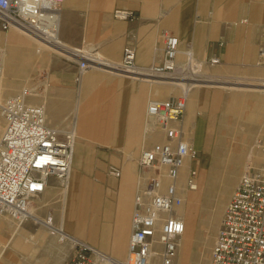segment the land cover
Returning a JSON list of instances; mask_svg holds the SVG:
<instances>
[{
    "label": "crops",
    "instance_id": "0c3cea01",
    "mask_svg": "<svg viewBox=\"0 0 264 264\" xmlns=\"http://www.w3.org/2000/svg\"><path fill=\"white\" fill-rule=\"evenodd\" d=\"M116 8L134 10L137 19L114 18ZM0 31L4 32L1 28ZM9 31L8 36H0L3 71L10 63L6 61L8 46L14 47L20 41L13 35L14 30ZM164 32L179 38L177 62L184 73L189 70L190 52L191 62L196 66L207 65L208 59L218 57L221 65L264 74V0H64L61 40L75 48L95 50L94 55L102 60V65L85 72L77 93L74 80L77 63L54 53L48 57L46 49L37 48L36 53L47 56L50 74L58 83L47 98L49 125L66 129L70 124L69 115L75 109L74 159L69 185L66 190L61 188L60 216L55 212L46 213L39 206H34L30 218L20 224L8 216H0V264H64L72 256L69 242L60 243V236L52 235L44 225L45 216H50L52 224L65 234L88 243L105 257L95 256V264H106V261L117 264L126 259L135 196L145 184L135 159L140 142L142 146L146 143L142 137L147 102L150 97L168 99L176 88L167 80L159 83L155 81L162 80L113 70L109 63L121 61L125 46L135 49L136 63L141 67L162 63ZM85 43L92 47H83ZM23 53L31 57L32 45H27ZM257 68L260 73L255 70ZM216 76L219 75L214 76L216 80L202 83L186 97L189 122L201 101L206 99L204 93L200 95V88L222 82ZM159 85L170 89L154 87ZM227 89L231 90L230 107L244 101V96L234 88ZM251 90L264 92L261 88ZM224 95L225 92L215 93L210 115L220 109ZM257 102L264 103V98ZM259 109L263 111L264 120V107ZM245 110L240 109L243 119L247 118ZM201 125L200 122L195 125L197 130ZM159 138L149 136L148 140L154 142ZM199 139L195 137L194 146L201 150ZM207 149L208 144L204 151ZM203 165L206 166L204 160ZM110 166L121 168L120 178L109 174ZM50 184L53 186L52 179ZM46 192L47 189L43 197ZM211 201L205 198L201 215L207 224L214 222L209 220L214 218L209 209ZM189 207L184 209V218H188ZM197 233L189 243L183 236L179 264H193L194 261L199 264L204 232ZM208 254L204 264H209L211 252Z\"/></svg>",
    "mask_w": 264,
    "mask_h": 264
},
{
    "label": "built area",
    "instance_id": "2783aa9c",
    "mask_svg": "<svg viewBox=\"0 0 264 264\" xmlns=\"http://www.w3.org/2000/svg\"><path fill=\"white\" fill-rule=\"evenodd\" d=\"M63 2L0 0V28L19 29L52 49L54 54L76 62L74 80L80 85L85 72L102 62L83 48L69 46L61 40ZM113 16L119 20L137 19L134 10L125 8H116ZM163 38L162 63L141 67L136 63L135 49L125 46L115 69L148 79H186L177 62L179 38L169 32H164ZM2 55L0 46V69ZM188 59L189 67L190 52ZM219 63L218 57L207 61L209 65ZM31 95L32 90L24 88L0 105L4 119L0 135V216L18 223L30 218L32 200L46 191L51 179H57L60 187L67 189L77 139L74 121L63 130L49 125L45 104H32ZM185 112L183 94L148 102L146 134L163 138L144 147L139 154L138 171L145 184L135 196L127 257L117 264H179L186 223L178 210L183 206L184 193L197 191L199 186L196 163L200 151L187 136ZM258 154H264V131L253 144V156ZM109 174L120 178L122 170L110 166ZM43 222L53 227L52 235L60 236V243L67 241L71 245L73 254L64 264H95V256L105 258L88 243L55 227L51 217ZM209 264H264V162L256 161L255 156L246 163L224 209Z\"/></svg>",
    "mask_w": 264,
    "mask_h": 264
},
{
    "label": "rangeland",
    "instance_id": "374dc122",
    "mask_svg": "<svg viewBox=\"0 0 264 264\" xmlns=\"http://www.w3.org/2000/svg\"><path fill=\"white\" fill-rule=\"evenodd\" d=\"M12 30L15 31V34L13 35H15L17 38L20 39L19 41L20 43L18 42L14 47L8 46V49H7L8 55H7L6 61L10 63H9V66L5 69V71H3L2 69V73H0L1 74L0 75V105L3 104V102L7 98L16 94L22 89L30 88L32 90V95L29 97V101L32 104H37V105L45 104L47 114H48L47 98L49 97L51 90L55 86H57L58 83L54 78H52V75L50 74L49 64H48L49 62H48L47 56H45L44 53H41V54L36 53V50L37 48L38 49L40 48V50L46 49L48 51V57L53 55V50L50 48L48 49L45 46L41 45L33 37L25 34L19 29H11L10 31ZM7 33L8 31L7 32L0 31V36L6 37L8 36ZM27 38L32 40L35 43V45ZM29 44L32 45L33 47V54L31 57L28 58L24 56L23 52H24L25 47ZM84 46L92 47V45L88 43H85L83 47ZM55 56L62 57L57 54H55ZM195 69H200L202 72H204L207 75H214V76L219 75L216 77L222 81L218 83H212L209 86L203 85V87L200 88L199 90L201 92L200 95L202 96V94L204 93L206 99L204 101H201L200 105L196 108L192 121L189 122L187 113L185 112V127L187 131V136L191 139L194 145H195L194 143L195 137H200L199 142H200L202 149L199 150L200 156H199V160L196 163L198 174H199L198 190L194 192L184 193V196H183L184 203H183V206L179 208L178 211L181 214H183L185 207L190 206L189 207L190 211L188 212V218H184L186 221V229H185V234H184L186 242L189 243L191 237L193 236L195 237L196 234H199L197 232H204L203 235H201L203 236V242H202L203 249L200 255V259H199V264H204V258L209 255L208 253L212 251V248L216 242V237H217V233L220 227V222H221V219L224 213V209L226 205L229 203L232 193L234 192V190L239 184V181L244 172L246 163L248 162V160H250L248 159V153L251 150L253 152V144L255 140L260 135V133L264 131V120L262 119L263 111L259 109L260 107H264V103L257 102V100H261L264 98V92L260 90H251L253 88H261L262 90L264 89V86H261L262 84H264V74L257 75V73H249L243 70L232 68L230 66H224L221 64H217V65L207 64V65H201V66H196L195 64H192L189 66V70L185 72L186 73L185 77L187 78L191 76L192 74L194 75L193 73L194 71L192 72V70H195ZM231 69H233L234 71H232ZM226 70L228 71L227 73L222 72ZM255 70H258L260 73V70L258 68ZM249 75H253V76H249ZM75 86H76V90L78 93L81 89V84L77 85L75 83ZM154 87L160 90L170 89L169 86H164V85H159V86H154ZM229 87L234 88L235 91L239 93V95L244 96L245 98L244 101L237 102L233 105V107H230L231 105L229 104V98H230L231 90L227 89ZM216 92H225V95L223 96V102L221 104V107H219L220 109L217 112L213 113V115H210L211 113L210 108L212 105L213 97ZM180 95H182V92L180 91L179 88H176L175 92L172 94L171 97H178ZM154 99H163V97L162 98L150 97L148 102ZM148 102H147V105H148ZM231 108H233V110H231ZM146 109H147V106H146ZM239 109H243V110L247 109L245 110L247 114L245 115L247 116L246 119H241L235 115L234 111H237ZM74 110L75 109H73L71 111V114L69 115L68 121L70 124L71 122L75 120L73 118L75 114ZM224 113L227 114L229 122L236 124V125L238 124L236 127L240 129L241 132L243 131L242 133L244 134V136L246 135L245 136L246 141L244 143L242 142L243 144L239 142L236 145H234V144H231L232 143L231 138H225L224 146H222V149L220 148L219 146L220 141H221L220 124H221ZM211 120L213 122H211ZM199 122L202 125H201L200 130H197V127L195 125H197ZM148 123L149 122H148L147 114H146L145 124H144L145 133H143V137H142V139L146 141V143L145 144L143 143V146H142V142H140L141 146L139 147L140 149L137 152V156L135 159L136 164L138 162V157H139L141 150L144 147L151 146L155 142H157V141L149 142L148 140L150 136L146 134V128H147ZM3 130H4V119L1 114V108H0V134L3 132ZM158 137H160L159 140L163 138L161 135H159ZM207 144H208V149L204 151V148ZM232 146L236 149H240L242 153V156L240 159L241 168L239 169V172L237 173L238 175H237V180L235 182V186L232 189L231 193L229 194L227 193V195H229L227 197V200H225V202L223 201V205H222L223 212L221 214V217L217 218L213 223H210V224L204 223L203 218H201V215L203 214L205 198L209 197L210 199H212V202H214L216 205L219 202H221L223 197L226 195L225 188L220 187L224 179L223 178L224 172L222 170H225V168L221 169L220 171L221 176L219 175L220 177L218 176L217 177L218 179L215 178V180L211 182H209V170L211 166L214 164L217 154L218 153L223 154V152H225V154H228L227 152L228 150H230ZM254 156L256 157L255 158L256 161L264 162V154H258ZM261 158H263V160H260ZM203 160L206 162V166L203 165ZM186 170H187V167L184 169L182 176H181L182 184H184ZM52 181H53V186H51L50 184L49 187L47 188L46 194L44 195L46 199H44L43 194H42L39 198L32 200L31 212H34L35 207L39 206L43 210H45L46 213L50 214V212H55L58 216H60L61 211H62V203H63L62 202L63 196L61 193L62 189L57 179L53 178ZM211 189L212 190L214 189L213 190L214 192H212ZM211 193H212V196H211ZM49 217L50 216L48 217L45 216L44 218L47 219ZM195 246H197V241L195 242V238H194V247ZM194 251H195V248H194ZM193 264H195V261L193 262Z\"/></svg>",
    "mask_w": 264,
    "mask_h": 264
},
{
    "label": "bare ground",
    "instance_id": "6f19581e",
    "mask_svg": "<svg viewBox=\"0 0 264 264\" xmlns=\"http://www.w3.org/2000/svg\"><path fill=\"white\" fill-rule=\"evenodd\" d=\"M35 40L37 42H39L41 45L47 47L46 45L42 44L37 39H35ZM47 48H49V47H47ZM84 51L86 53L91 54V55H94L96 53V52L93 53V51H95V50H91L89 48L85 49ZM3 56H4V54L2 55L0 73H2ZM94 57L96 58L95 55H94ZM101 62H102V60H101ZM116 64H118V63H109V66H110L111 69L117 71V69H115V67H117ZM95 67H97V66H95ZM192 72L194 73V75L192 74L191 76L187 77L186 79L183 78V79H179V80H169V79L160 77L158 79L159 80H162V81H155V82H159V83L161 82L162 83L163 81H166V80L169 81V84H171L172 86H175V88H179L180 91L182 92V94L186 98L188 96V94L191 93L190 91L192 89L197 88L202 83H205V82L208 83L210 81L216 80L215 77H214V75H207L204 72H202L200 69L192 70ZM146 79H148V78H146ZM234 112H235V115L236 116H238L239 118H241V111H240V109L237 110V111H234ZM241 119H243V118H241ZM237 125L229 122L228 117H227V114L225 113V116L223 117V119L221 121V124H220V138H221V141H220L219 146H220L221 149H222V146H224V139L225 138H231L232 139V143L231 144H234V145H236L239 142L240 143H242V142L244 143L246 141L245 140L246 139V137H245L246 135L244 136V134L242 133L243 131L241 132V130L236 127ZM216 137H218V136H216ZM216 147H218V146H216ZM227 153L228 154H225V152H223V154L222 153H218L216 159L214 158L215 159L214 164L211 166V168L209 170V182H211V181L215 180V178H217L220 175L221 169L225 168V170H222L224 172L223 173L224 174L223 175V178L224 179H223V183H221L220 187L225 188L226 195H227V193L228 194L231 193L232 189L235 186V182L237 180V175H238L237 173L239 172V169L241 168V166H240V159H241V156H242V153H241L240 149H236L233 146L230 148V150H228ZM251 158H253V152H252V150L248 153V159H251ZM260 160H263V158H261ZM185 166H186V164H185ZM212 188H213V186H212ZM62 189H64V188H62ZM216 189H217V187H216ZM213 190H212V192H214ZM226 195L223 197L222 201L219 202L216 205H215L214 202H212V201L210 202L212 204L210 205V208L209 209L212 210V215L214 217V218H209L210 221H213V220L215 221L217 219L216 216L221 215V213L223 212V208H222L223 201L225 202V200H227V197L229 196V195H227V196ZM211 196H212V193H211ZM30 213H31V209H30ZM43 223L49 229V231L52 234L53 227L49 223H45V222H43ZM57 232L59 234H62L60 230H58ZM105 263L106 264H110L109 261H106Z\"/></svg>",
    "mask_w": 264,
    "mask_h": 264
}]
</instances>
